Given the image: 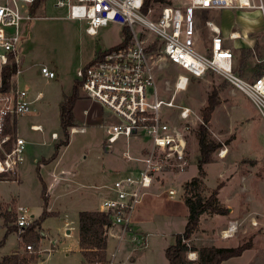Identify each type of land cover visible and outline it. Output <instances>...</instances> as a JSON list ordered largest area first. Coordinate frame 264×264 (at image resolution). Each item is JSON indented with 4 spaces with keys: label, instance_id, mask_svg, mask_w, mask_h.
<instances>
[{
    "label": "rangeland",
    "instance_id": "rangeland-1",
    "mask_svg": "<svg viewBox=\"0 0 264 264\" xmlns=\"http://www.w3.org/2000/svg\"><path fill=\"white\" fill-rule=\"evenodd\" d=\"M56 2L57 0H44L35 17L21 24L22 40L18 56L23 61L20 86L27 88L32 96L43 93V99L34 105V114L22 117L18 122V134L28 143L25 161L16 173L7 174L0 182V212H5L12 218L10 222H6L5 217L0 214V241L4 239L8 228L13 230L0 248V260L14 252L19 242L22 252L26 250L31 253L26 249L27 244L22 242L23 233L20 234L15 225L16 201V204L29 209L35 221L40 219L45 210L54 213L35 228L42 238L40 249L37 252L33 248L32 253L43 252V258L36 263L82 264L78 242L79 213L84 210H101V203L112 192L107 187L131 176L128 174L132 170H140L143 166L142 161L137 160L142 157L138 155L140 147H149L151 143L146 133L140 130L138 136H121L112 145V151L107 152L105 128L120 120L105 109L107 113L104 115V122L78 124V128L83 131L70 133L69 144L60 148L54 160L49 163L47 161L44 163L46 165L41 164L40 169H37V161L49 160L55 152L58 141H52L51 134L58 133L63 141L60 103L64 95L71 94L77 71L89 64L96 53L123 41L121 25L110 23L100 27L96 35H90L86 31V21L67 18L66 7H57ZM168 2L172 4V0L153 4L152 14L156 15L169 5ZM28 8V5L21 4L24 13ZM202 15L199 22L200 37L203 35L205 38L197 42L198 50L210 46L207 39L210 33L205 27V20L215 21L227 39L232 32L246 34V29L251 26L246 41L228 40V45L236 49L238 62H242V54L237 48H251L252 54L245 61L244 72L240 75L246 80L258 77L255 75L257 68H264V30L261 31V19L264 25L263 15L258 14V11L226 9L211 10ZM145 36L146 42H151L154 37L153 34ZM155 62L159 95L162 99L169 100L174 94L178 76L182 73L190 74L159 56L155 57ZM43 66L54 69L56 77H44L41 73ZM210 94L216 95L218 105L209 124V133L222 146L213 154V162L204 166L206 195L212 189H217L219 183L224 184L219 189L218 198L226 207L233 208L234 212L229 217L202 216L195 244L209 243L213 231L232 219L239 223L236 233L245 242L251 240L252 247L257 249L245 255V264H264V121L246 95L214 73L201 79L191 78L187 89L177 93L175 103L191 107L202 118L201 111L207 105ZM84 104L89 105L87 102ZM35 114L36 117H33ZM161 114L165 121H180L176 109L163 107ZM81 117L83 118L82 114ZM35 124H41L45 132L31 130L30 126ZM198 128L199 126L193 127L187 138L188 165L185 171L177 175L166 173L159 178L163 183L159 179L155 180L145 191V204L141 205L144 206L142 223L135 226L136 211L132 216L133 229L139 238L144 237V246L125 240L117 256L121 264H168L165 250L175 243L176 235L184 231L187 222L188 208L183 201V186L198 176ZM222 151L225 154L223 157L220 156ZM125 152L138 158L127 161L124 158ZM6 179L16 181H5ZM42 181L48 193L46 208L42 196ZM96 186L103 188L99 190ZM171 189L176 191V195L169 194ZM253 220L258 221L257 226L252 225ZM223 243L233 246L241 243V240L232 238ZM117 244L116 238L108 237V257L115 251Z\"/></svg>",
    "mask_w": 264,
    "mask_h": 264
},
{
    "label": "built area",
    "instance_id": "built-area-1",
    "mask_svg": "<svg viewBox=\"0 0 264 264\" xmlns=\"http://www.w3.org/2000/svg\"><path fill=\"white\" fill-rule=\"evenodd\" d=\"M34 1L0 0V182L7 174L16 173L25 161L28 143L18 134V122L31 114L35 103L43 98V94L38 93L33 99L28 89L20 86L21 24L34 18L29 8L23 12L21 4L29 7ZM56 6L66 7L67 18L86 21V31L90 35H96L100 27L110 23L121 25L131 34L130 39L123 38L119 45L102 51L76 73L84 96L100 103L120 120L106 126L107 146L115 144L121 136H138L140 130L151 140V147L142 157H136L142 161V168L136 175L116 181L111 189L112 196L101 203V211L111 219L108 237L118 240L115 251L105 260L85 263L121 264L117 256L125 240L144 246V237L140 239L133 229L132 216L145 191L161 176L184 172L188 165V135L203 121L191 107L175 101L177 93L187 89L190 79H201L210 72L221 76L250 99L264 121V72L253 80L240 77L234 70V53L225 45L220 27L212 20L205 22L211 32L210 47L206 53L197 49L198 20L203 12L225 9L258 11L264 17V0H172V4L163 7L156 15L152 14V7L145 11L144 0H57ZM146 34L154 35L151 42H146ZM229 38L241 37L232 33ZM154 43L159 51H148ZM156 56L190 74L178 76L169 100L162 99L157 89ZM13 64H18V69L5 82V71ZM41 73L46 78L56 77V73L46 66L41 68ZM163 107L176 109L180 121L163 120ZM15 125L16 133L13 130ZM31 129L43 131L40 125H32ZM79 131L83 130L70 128V133ZM51 137L59 139L58 133ZM223 152L220 156L224 155ZM124 158L127 161L136 159L129 152L124 153ZM169 194L176 195V191L171 189ZM16 215L15 225L22 234L34 218L23 206L17 209ZM238 225L237 221L230 222L222 231V237H233ZM252 225L257 226L258 221L253 220ZM27 250L32 252V246L28 245ZM188 258L197 260L195 253H189Z\"/></svg>",
    "mask_w": 264,
    "mask_h": 264
},
{
    "label": "trees",
    "instance_id": "trees-1",
    "mask_svg": "<svg viewBox=\"0 0 264 264\" xmlns=\"http://www.w3.org/2000/svg\"><path fill=\"white\" fill-rule=\"evenodd\" d=\"M44 0H35L29 6V13L32 17H35L38 9L43 4ZM145 11L156 3H163L165 0H144ZM167 4H170L168 2ZM123 38L130 39L131 34L126 28L122 29ZM148 51H159L157 44L154 43L148 48ZM242 54V65L252 54L250 49L243 48L240 50ZM18 64H13L5 71V82L10 80L12 73L16 72ZM264 72V68L259 66L256 70V76H260ZM81 82L76 79L73 86L72 93L70 95H64L63 101L60 103V123L64 131L63 141L60 140L55 145V152L49 160L43 159L38 162L37 169H40V165L43 163H49L54 160L61 147L69 144L70 131L72 127H76V119L74 115V107L76 102L81 99ZM217 98L216 95L210 94L207 105L202 109V123L199 125L197 136L199 144V157L198 163V176L193 177L190 181L186 182L183 186L184 194L183 200L188 208L187 222L182 233L176 235L175 243L170 245L165 250L166 259L168 264H190L192 261L188 259V254L191 252H197L198 257L196 264H222L231 258L240 257L245 251L252 248L253 243L251 240L242 243L236 247H216V246H202L200 248L189 244V241L193 238L195 233L200 229L201 217L204 215H221L227 216L230 213V209L222 204L218 198L219 189L224 184L219 183L217 189H212L209 195H206L205 177L206 171L204 166L213 162V154L221 148V144L216 142L210 137L209 124L212 119V115L216 109ZM17 126L13 128L16 133ZM10 131V128H9ZM45 161V162H44ZM43 184V198L45 201V208L48 204V193L44 181ZM54 213L47 212L42 213L40 219L33 220L31 225L23 230V243L32 245L35 251L40 249V240L42 235L38 233L35 228L39 227L41 222ZM6 222L12 220L11 217L5 214ZM111 226V219L108 214L100 210L88 211L84 210L79 213V247L82 255V264L86 262H93L95 260H105L107 257L108 248V234L107 229ZM12 229H7L4 239L0 241V248L5 243V238L9 233H12ZM26 246V249H27ZM41 257L40 253H29L16 251L12 254L5 255L0 260V264H34Z\"/></svg>",
    "mask_w": 264,
    "mask_h": 264
},
{
    "label": "crops",
    "instance_id": "crops-1",
    "mask_svg": "<svg viewBox=\"0 0 264 264\" xmlns=\"http://www.w3.org/2000/svg\"><path fill=\"white\" fill-rule=\"evenodd\" d=\"M205 12H209V11H205ZM205 12H203V13H205ZM202 13V14H203ZM201 14V15H202ZM258 14H259V12H258ZM201 15L199 16V20H198V29H197V42L198 41H200L201 40V38H205V36H203L202 35V37H200V29H199V22H200V20H201ZM203 16V15H202ZM206 21V20H205ZM213 22H215V21H213ZM216 23V22H215ZM217 24V23H216ZM205 27H206V25H205ZM263 27H264V25H263V23H262V19H261V31L262 30H264L263 29ZM206 29H207V31H209V29L206 27ZM250 30H251V26H249V28L248 29H246V34H244V35H242L241 33H239V32H232V33H238L239 35H240V37L241 38H239L238 40H244V41H246L247 39H248V36H247V34L250 32ZM209 38H207L208 39V42L210 43L211 42V32L209 31ZM231 33V34H232ZM223 38H224V36H223ZM228 40H232V39H227V38H224V42H225V45L227 46V47H229V45H228ZM237 40V39H236ZM232 41H234V40H232ZM117 46V45H116ZM113 47H115V46H113ZM113 47H111V48H113ZM210 47V46H209ZM208 46L206 47V48H200L199 49V51H201L202 53H206L207 52V49L209 48ZM229 48H231V47H229ZM246 48V47H245ZM241 49H243L242 47H240V48H237V50H241ZM246 49H251V48H246ZM231 50L233 51V53H234V60H233V62H234V70H235V72L241 77V75L240 74H243V72H244V65H242V62L240 61V62H238V60L236 59V55H235V48H231ZM102 51H100V52H98V53H96V55H95V57L97 56V55H99L100 53H101ZM94 57V58H95ZM22 61L23 60H21V63H22ZM53 71L55 72V70L53 69ZM210 73H212V72H210ZM209 74V73H208ZM215 74V73H214ZM244 79V78H243ZM73 90V89H72ZM82 91V90H81ZM39 93H41V92H39ZM72 93V92H71ZM38 94V93H37ZM36 94V95H37ZM43 94V93H42ZM36 95H34V96H32V98L34 99L35 97H36ZM43 99V98H42ZM41 99V100H42ZM40 101V100H39ZM39 101H37V102H39ZM36 102V103H37ZM85 102H87V103H89V105H86V104H84ZM35 103V104H36ZM84 105V106H83ZM82 107H85L84 108V110L81 112L80 111V109L82 108ZM105 109H107V108H105L104 106H102L100 103H98V102H96V101H94V100H91V99H89V98H86L85 96H84V94L83 93H81V99H79L77 102H76V104H75V107H74V115H75V119H76V124L78 125V124H85V123H89V122H91V123H93V124H101L102 122H104V115L107 113L106 111H105ZM35 113V108H34V110L32 111V113L31 114H29V115H32V114H34ZM81 114L83 115V118L81 117ZM29 115H27V116H29ZM27 116H24V117H27ZM33 117H36V114L35 115H33ZM35 125H40V126H42L41 124H35ZM76 125V127H78ZM109 125V124H108ZM107 125V126H108ZM31 127V126H30ZM42 128H43V131L41 132V133H44L45 132V128L42 126ZM32 130V129H31ZM34 131V130H33ZM37 132H40V131H37ZM53 133H56V132H53ZM52 133V134H53ZM52 134H51V136H52ZM50 136V139L52 140V141H59L60 140V136H59V139L58 140H54V139H52V137ZM43 145H49V144H43ZM64 147V146H63ZM151 147V143H150V146L148 147V146H142V147H140V153L138 154L139 156H142V154L145 152V150L146 149H148V148H150ZM62 148V147H61ZM106 151L107 152H111L112 151V146H107V148H106ZM52 156V155H51ZM221 157H223V156H221ZM48 158V157H47ZM37 162H39V161H37ZM43 165H46V164H44L43 163ZM137 169H135V170H132L131 172H130V174H128V175H136L137 174ZM117 172V171H116ZM177 175V174H176ZM127 176V175H126ZM125 177V176H124ZM21 181V180H20ZM159 181H160V179H159ZM160 183H163V180H161L160 181ZM115 184V183H114ZM114 186V185H113ZM113 186H109V187H107L108 188V190H110L111 191V189L113 188ZM94 187V186H93ZM96 188L97 189H101V188H103V186L101 187V186H96ZM112 193L113 192H111V193H108V196H112ZM144 200H145V198H144ZM143 200V202H141V204H139L140 206L137 208V210H135L136 212H135V215H134V224H135V226H138L140 223H142L141 221L143 220V214H142V209H143V207L144 206H141L142 205V203H144L145 201ZM184 201V200H183ZM145 204V203H144ZM17 205V206H16ZM15 206H16V208H15V213H16V211H17V209L20 207V205H18V204H16V201H15ZM88 211H96V210H88ZM101 211V210H100ZM234 212V209L233 208H230V213H229V215H227L228 217L230 216V214H232ZM5 213V212H4ZM3 212H0V214L1 215H3L4 217H5V214H4ZM33 216V218H34V215H32ZM6 221V220H5ZM230 222H234L232 219H230L229 221H228V223H220L221 225H219L218 227H217V229L216 230H214L213 231V233H212V235L210 236V240L208 241L209 243H206V245H199V244H195V241H196V235H197V233H195V235L193 236V238L189 241V244H191V245H193V246H196V247H198V248H200V247H202V246H216V247H236V246H239V245H241L242 243H244L245 241H244V239H243V237L242 236H239L237 233L233 236V237H231V238H228V239H225V238H223L222 237V231L223 230H225V229H227L228 228V226H229V224H230ZM78 230H79V220H78ZM139 230V232L141 231L140 229H138ZM141 232H143V231H141ZM69 233V231H67V234ZM137 234V233H136ZM232 238H234V239H238V240H241V243H239L238 245H233V246H230V245H225V243H223V242H226L227 240H229V239H232ZM79 242V241H78ZM255 245H256V242H255ZM253 249H256V247L254 246V247H252L251 249H249V250H247V251H245V253H243V255L242 256H240V257H236V258H231V259H229V260H227V261H224L222 264H245V262H246V257L247 256H245V255H248L247 253H249L250 251H252ZM257 250V249H256ZM16 251H19V252H22L23 251V249H22V247L20 248V242H19V245H18V248L16 249V250H14V252H16ZM14 252H12V253H14ZM12 253H10V254H12ZM191 253H195V255L198 257V254H197V252H191ZM9 255V254H8ZM40 255H41V257L40 258H43V252H41L40 253ZM81 258H82V255H81ZM189 259V258H188ZM189 260H191L192 262L190 263V264H196V261H194L193 259H189ZM37 264V263H36ZM41 264V263H40ZM246 264H249V262H247Z\"/></svg>",
    "mask_w": 264,
    "mask_h": 264
},
{
    "label": "bare ground",
    "instance_id": "bare-ground-1",
    "mask_svg": "<svg viewBox=\"0 0 264 264\" xmlns=\"http://www.w3.org/2000/svg\"><path fill=\"white\" fill-rule=\"evenodd\" d=\"M223 154H224V152H223ZM225 155V154H224Z\"/></svg>",
    "mask_w": 264,
    "mask_h": 264
}]
</instances>
